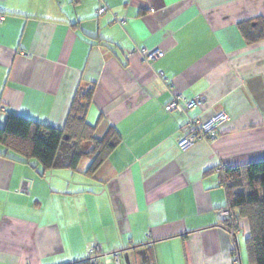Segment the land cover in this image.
Here are the masks:
<instances>
[{
    "label": "crops",
    "instance_id": "1",
    "mask_svg": "<svg viewBox=\"0 0 264 264\" xmlns=\"http://www.w3.org/2000/svg\"><path fill=\"white\" fill-rule=\"evenodd\" d=\"M0 17V129L12 113L63 130L94 85L87 121L121 137L94 177L0 145V264H251L218 168L264 160V0H0ZM179 95L203 104L167 112ZM219 111L215 141L179 147Z\"/></svg>",
    "mask_w": 264,
    "mask_h": 264
},
{
    "label": "trees",
    "instance_id": "2",
    "mask_svg": "<svg viewBox=\"0 0 264 264\" xmlns=\"http://www.w3.org/2000/svg\"><path fill=\"white\" fill-rule=\"evenodd\" d=\"M245 37L250 44L254 43L249 34L245 33ZM94 92V85L79 88L63 130L9 114L0 129V145L26 161L35 159L44 171L78 172L83 161L89 159L84 174L94 177L121 144V137L114 128L98 138L97 126L87 121ZM218 175L219 184L227 193L225 208L248 224L246 251L250 263L264 264V160L225 170L218 168ZM224 228L227 230V225ZM94 263L93 259H86L74 264Z\"/></svg>",
    "mask_w": 264,
    "mask_h": 264
},
{
    "label": "built area",
    "instance_id": "3",
    "mask_svg": "<svg viewBox=\"0 0 264 264\" xmlns=\"http://www.w3.org/2000/svg\"><path fill=\"white\" fill-rule=\"evenodd\" d=\"M108 11V8L103 5L98 13L104 14ZM2 18L0 17V23ZM143 60L147 63L157 61L164 57L165 53L160 50H148L144 49L140 51ZM202 99L196 97L194 99H186L185 97L179 95L174 97V99L165 106V110L169 113L180 112L186 113L188 111H194L197 107L202 106ZM228 120V114L225 111H219L215 113L208 120H203L200 118H189L185 126V135L179 141V147L181 149H186L193 146L197 142L201 141H215L219 134V129L224 122ZM221 170H225L226 167H220ZM219 217L222 220L223 225H227V231L230 233L231 237L236 238V233L238 231L237 224L239 223V218L234 215V213L228 209L224 208L219 211ZM230 224V226L228 225ZM116 264H120V257L116 255ZM94 264H98L95 263Z\"/></svg>",
    "mask_w": 264,
    "mask_h": 264
},
{
    "label": "rangeland",
    "instance_id": "4",
    "mask_svg": "<svg viewBox=\"0 0 264 264\" xmlns=\"http://www.w3.org/2000/svg\"><path fill=\"white\" fill-rule=\"evenodd\" d=\"M85 162H86V163H85ZM85 162H84V163H85L84 165H86V164H88V163H89V161H87V160H86ZM122 261H123V264H126L124 260H122ZM111 264H116V262H115V261H113V259H112V263H111Z\"/></svg>",
    "mask_w": 264,
    "mask_h": 264
},
{
    "label": "water",
    "instance_id": "5",
    "mask_svg": "<svg viewBox=\"0 0 264 264\" xmlns=\"http://www.w3.org/2000/svg\"><path fill=\"white\" fill-rule=\"evenodd\" d=\"M125 262H126V264H131L128 255L125 257Z\"/></svg>",
    "mask_w": 264,
    "mask_h": 264
}]
</instances>
